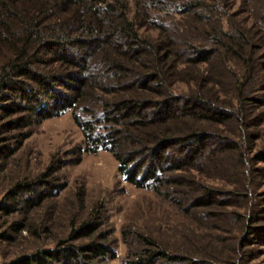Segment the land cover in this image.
<instances>
[{
  "label": "trees",
  "instance_id": "obj_1",
  "mask_svg": "<svg viewBox=\"0 0 264 264\" xmlns=\"http://www.w3.org/2000/svg\"><path fill=\"white\" fill-rule=\"evenodd\" d=\"M166 1L134 0L131 11L126 0H0V159L7 160L30 130L12 131L70 109L82 133L80 149L109 151L124 180L150 186L175 203L179 198L169 195L167 187L193 193L187 204L179 203L180 209L205 217L206 227L211 218L223 217L214 205H232L231 219L244 228L242 236L225 239L222 260L214 253L200 252L202 257L196 258L167 252L137 232L143 247L123 264H260L253 259L264 254V190L255 192L251 182L254 175L264 176V141L247 157L240 151V140L255 125L257 114L251 111L264 104V64H258L259 49L264 55V0L240 2L250 25L259 26L251 29L229 23L222 0H182L172 12L183 19L178 27H166L162 15L152 14L170 11L173 4ZM165 18L169 23L172 17ZM148 23L157 30L154 37L139 32ZM97 70L105 73L103 80L93 74ZM177 81L186 85L185 91L173 90ZM215 84L227 99L215 93ZM88 88L105 94L94 115L105 131L74 111ZM193 120L212 125L231 120L233 127L213 131L198 128ZM246 159L252 175L243 182ZM138 160L142 162L133 165ZM189 168L222 175L236 169L238 179L216 201L209 186L193 180L186 188V181L173 175ZM42 174L44 178L14 182L6 191L9 200L0 199V214L8 216L20 206L28 209L40 202L36 181L46 184L47 193L59 188L45 178L46 171ZM247 201L248 212L242 217L234 207ZM7 226L35 231L23 218ZM97 227L91 218L82 220L51 247L19 253L4 264H101L96 261L115 255L107 243L94 238L72 242L90 236ZM209 228L219 231L212 221ZM0 236L11 237L5 229Z\"/></svg>",
  "mask_w": 264,
  "mask_h": 264
},
{
  "label": "rangeland",
  "instance_id": "obj_2",
  "mask_svg": "<svg viewBox=\"0 0 264 264\" xmlns=\"http://www.w3.org/2000/svg\"><path fill=\"white\" fill-rule=\"evenodd\" d=\"M126 1L129 9L134 10V0ZM180 1L182 0H167L169 5L173 4L170 11L154 10L152 14L162 15L164 26L170 27L172 23H175L178 27L179 21L183 18L176 12H172L174 11L172 8L176 7L177 10V3ZM240 2L241 0H222L224 5L222 9H226L230 15L229 23L243 25L250 29L259 27L255 22L252 24L253 26L250 25V18L244 5H241ZM166 16L172 17L169 23H167ZM148 27H152L150 23L148 26L139 27V32L154 37L157 30ZM252 32L250 31L248 34L250 35ZM259 54L258 64L261 65L264 64V55L260 49ZM232 63L236 62L232 61ZM232 69L234 68L232 67ZM100 72L101 70H97L93 74L98 75L99 80H103L102 76L105 73L101 74ZM211 86H215V93L220 94L217 93L216 84ZM57 89L61 90L59 87ZM93 90L86 89L84 99L74 108V111L81 118H91L94 127L105 131V128H101L97 124L98 116H94L100 98L103 99L105 94L101 92L93 94ZM173 90L175 92L185 91L186 85L177 81ZM221 94L219 96L226 99L229 97L226 92ZM251 112L257 114L253 121L255 125L251 124L248 127L247 138H245V134L244 139H241L242 136L239 138L242 143L240 151L246 152L247 157L255 150L252 147H257L264 141V104L259 105L258 109ZM191 123L200 126L198 128H208L213 131L229 130L233 127L231 120H227L223 125H212L197 120H193ZM100 124L102 123L100 122ZM25 130L30 131L21 145L7 160L0 159V199L9 200L6 191L14 182L44 178L43 171L47 172L45 178L49 179L52 184L60 186L52 188L51 193H47L46 184L43 181H36L34 189L40 191L42 197L40 202H36L30 208L28 205V209L26 206H20L8 216L0 214V232L5 229L6 233L11 235L9 239L0 236V264H4L19 253L30 252L36 248L51 247L58 239L66 238L72 226H77L80 221L90 218L94 223L97 222L96 230L90 236L75 239L72 242H83L88 238H94L99 242L107 243L115 255L111 259L104 257L96 261L101 264H123V261L134 257V254L143 247L141 240L137 239V232L151 237L159 244L158 246L167 252L190 254L196 258L202 257L199 255L200 252L214 253L219 256H215L219 260H222L220 258L226 252L225 239L227 240L229 236L236 238V236L240 237L245 234L244 228L238 225L235 217L233 221L232 214L230 216L228 213V209L232 205L227 207L214 205L213 208L222 209L223 217L217 221H214V218L208 219L209 223L206 227L205 217L198 213L184 214L180 209L181 204H187L188 200L194 196L193 193L185 194L180 191L177 193V191H172L174 187H167L169 195L176 194L179 203L181 202V204L175 203L167 196L157 193L150 186L137 187L124 180L117 171V160L109 151L104 149H97L93 152L81 150L82 133L79 126L73 121L70 109L45 117L38 122H31L12 132ZM256 136L259 137L256 138ZM236 140L238 141V139ZM141 162L142 160H138L133 165H138ZM249 167V159H246L242 165V170L246 174H242L243 182H245L246 176L252 175V173L248 174ZM236 173V169L229 168L225 175L211 170L200 174L189 168L174 171L173 175L186 181V188L189 185H194L193 180L209 186L217 201V199L224 198V189L230 188L232 182L237 181L238 174ZM253 179L251 184H254L255 192L264 190V176L254 175ZM45 193L47 194L44 196ZM253 200L256 198L251 202ZM239 204L234 208L241 212L243 217L248 212L249 202ZM242 217L239 220L245 221ZM22 218L31 227V230H35L34 232H29L30 229L27 226V229L16 231L8 228L7 225L10 222L20 221ZM211 221L219 225V231L209 228ZM216 237L221 243H216L214 240ZM253 247L260 248L259 245H252ZM211 261L215 260L211 259ZM253 261L263 264L264 254L258 255Z\"/></svg>",
  "mask_w": 264,
  "mask_h": 264
}]
</instances>
